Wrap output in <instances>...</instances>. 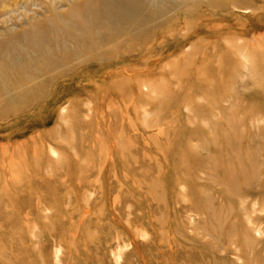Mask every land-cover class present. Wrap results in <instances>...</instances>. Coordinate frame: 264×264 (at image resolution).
<instances>
[{
    "label": "rangeland",
    "instance_id": "1",
    "mask_svg": "<svg viewBox=\"0 0 264 264\" xmlns=\"http://www.w3.org/2000/svg\"><path fill=\"white\" fill-rule=\"evenodd\" d=\"M81 1L0 0V43ZM152 1L0 122V264H264V0Z\"/></svg>",
    "mask_w": 264,
    "mask_h": 264
},
{
    "label": "bare ground",
    "instance_id": "2",
    "mask_svg": "<svg viewBox=\"0 0 264 264\" xmlns=\"http://www.w3.org/2000/svg\"><path fill=\"white\" fill-rule=\"evenodd\" d=\"M156 2L82 0L67 14L52 12L41 24L7 35L0 43V122L8 114H24L31 105L26 103L38 99L42 84L52 80L59 68L66 71L87 53L99 51L93 55L98 61L117 54L118 48L126 49L132 36L142 34L147 20L159 17L163 8ZM72 35H80L82 42Z\"/></svg>",
    "mask_w": 264,
    "mask_h": 264
}]
</instances>
